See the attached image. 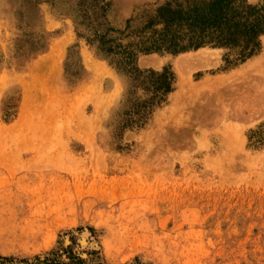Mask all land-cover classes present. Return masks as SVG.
<instances>
[{"label":"rangeland","instance_id":"rangeland-1","mask_svg":"<svg viewBox=\"0 0 264 264\" xmlns=\"http://www.w3.org/2000/svg\"><path fill=\"white\" fill-rule=\"evenodd\" d=\"M169 1L0 0V264H264V35L181 75L198 49L135 52L174 74L159 103L99 48Z\"/></svg>","mask_w":264,"mask_h":264},{"label":"trees","instance_id":"trees-1","mask_svg":"<svg viewBox=\"0 0 264 264\" xmlns=\"http://www.w3.org/2000/svg\"><path fill=\"white\" fill-rule=\"evenodd\" d=\"M160 26V28H157ZM141 39L131 42L123 51L114 48L101 37L99 48L107 55L126 52L125 68L134 72L136 79L146 83L152 92L151 101L161 102L174 89V74L169 69L161 72L135 69V52H169L179 54L204 46L239 48L248 58L260 49L264 35V0L251 4L248 0H185V4L172 0L157 10L155 20L145 26ZM119 50V51H118ZM118 66V64H117ZM47 256L51 264H83L74 254L65 262L60 256ZM0 259H3L0 257ZM6 260V258H4ZM38 261L39 257L36 258ZM104 264V263H97Z\"/></svg>","mask_w":264,"mask_h":264},{"label":"bare ground","instance_id":"bare-ground-1","mask_svg":"<svg viewBox=\"0 0 264 264\" xmlns=\"http://www.w3.org/2000/svg\"><path fill=\"white\" fill-rule=\"evenodd\" d=\"M55 51V50H54ZM214 52V51H213ZM52 53H53V51H52ZM47 54V53H46ZM185 55H187V54H185ZM185 55H182L181 57H179L178 58V60L176 61V69H177V71L180 73V75H181V73H183V71H185L186 72V70H184V67L186 66L187 67V65H190L192 68H205V67H210V66H212V65H215L216 63H214V61L216 60H214V56L216 55V53L214 54V53H210V52H208L207 50H205V47H203V48H201V49H198V51H196L195 52V54H190V55H188V56H185ZM51 58V57H50ZM49 59V58H48ZM52 60H53V58H52ZM41 62V61H40ZM216 62V61H215ZM36 63V62H35ZM46 63H48V64H50L49 66H51V64H53V63H51V62H46ZM142 63L143 64H145V63H151V61H150V57H149V59H144L143 61H142ZM161 63V62H160ZM45 64V63H44ZM48 64H46L47 66H48ZM150 65V64H149ZM152 65V64H151ZM43 66H45V65H43ZM31 68V67H30ZM43 68V67H42ZM54 68V67H53ZM44 70V69H43ZM53 72H54V70H53ZM184 72V73H185ZM46 75H49V73L48 74H46ZM35 80V79H34ZM40 81V80H39ZM38 81L36 80V82L34 81L33 83H34V85H33V87L36 85V84H39V83H37ZM26 83V82H25ZM32 83V84H33ZM202 83V82H201ZM204 83V82H203ZM31 84V85H32ZM25 85V84H24ZM23 85V87L25 88L24 89V91L26 90V87ZM29 85V84H28ZM28 85H26L27 86V88L29 87ZM38 86V85H37ZM30 87H32V86H30ZM196 88V87H195ZM199 88H200V86H199ZM34 88H32V90H33ZM29 90V89H28ZM27 90V91H28ZM37 90V89H36ZM39 90V89H38ZM40 91V90H39ZM28 93V92H27ZM26 94V93H25ZM26 95H28V94H26ZM24 100V99H23ZM22 100V101H23ZM28 100V99H27ZM30 100V99H29ZM26 103H28L27 101L24 103L25 105H26ZM23 105V104H22ZM22 105H21V107H22ZM27 106V105H26ZM23 110V109H22ZM21 110V111H22ZM26 110V109H25ZM22 113H23V111H22ZM21 113V114H22ZM23 115V114H22ZM21 115V116H22ZM2 183V182H1Z\"/></svg>","mask_w":264,"mask_h":264}]
</instances>
